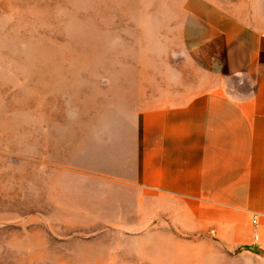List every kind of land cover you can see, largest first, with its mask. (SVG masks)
I'll list each match as a JSON object with an SVG mask.
<instances>
[{
  "label": "rangeland",
  "instance_id": "374dc122",
  "mask_svg": "<svg viewBox=\"0 0 264 264\" xmlns=\"http://www.w3.org/2000/svg\"><path fill=\"white\" fill-rule=\"evenodd\" d=\"M232 23L264 33V0H0V264H211L110 230L103 176L111 138L198 89Z\"/></svg>",
  "mask_w": 264,
  "mask_h": 264
},
{
  "label": "crops",
  "instance_id": "0c3cea01",
  "mask_svg": "<svg viewBox=\"0 0 264 264\" xmlns=\"http://www.w3.org/2000/svg\"><path fill=\"white\" fill-rule=\"evenodd\" d=\"M233 25L198 89L163 91L111 138L103 202L106 225L130 240L158 234L211 264H264V33Z\"/></svg>",
  "mask_w": 264,
  "mask_h": 264
},
{
  "label": "water",
  "instance_id": "95a60500",
  "mask_svg": "<svg viewBox=\"0 0 264 264\" xmlns=\"http://www.w3.org/2000/svg\"><path fill=\"white\" fill-rule=\"evenodd\" d=\"M240 252V251H239ZM239 252L237 254H239Z\"/></svg>",
  "mask_w": 264,
  "mask_h": 264
}]
</instances>
